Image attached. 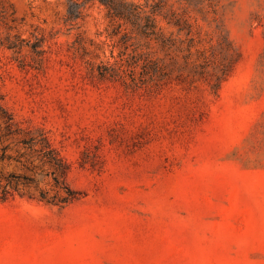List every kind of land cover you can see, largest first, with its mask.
I'll return each instance as SVG.
<instances>
[{"label":"rangeland","instance_id":"1","mask_svg":"<svg viewBox=\"0 0 264 264\" xmlns=\"http://www.w3.org/2000/svg\"><path fill=\"white\" fill-rule=\"evenodd\" d=\"M125 1L0 0V264H264V0Z\"/></svg>","mask_w":264,"mask_h":264},{"label":"trees","instance_id":"2","mask_svg":"<svg viewBox=\"0 0 264 264\" xmlns=\"http://www.w3.org/2000/svg\"><path fill=\"white\" fill-rule=\"evenodd\" d=\"M89 1H99L107 9V15L111 19H124L125 21L132 22L135 27L143 28L141 22L138 20L146 19L149 20V17H140L141 12L136 9L135 4L127 2L125 0H82L79 2L77 0H69V5L67 9V18L68 20H74L79 17L83 5ZM135 20V21H131ZM178 24V23H174ZM163 36V35H162ZM165 41L172 40V37H163ZM162 42L163 39H161Z\"/></svg>","mask_w":264,"mask_h":264}]
</instances>
